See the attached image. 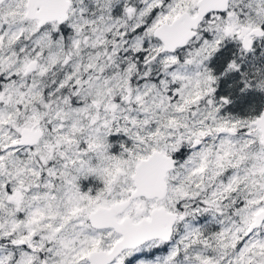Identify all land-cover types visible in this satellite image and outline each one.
Returning a JSON list of instances; mask_svg holds the SVG:
<instances>
[{
    "label": "snow or ice",
    "instance_id": "snow-or-ice-1",
    "mask_svg": "<svg viewBox=\"0 0 264 264\" xmlns=\"http://www.w3.org/2000/svg\"><path fill=\"white\" fill-rule=\"evenodd\" d=\"M0 264H264V0H0Z\"/></svg>",
    "mask_w": 264,
    "mask_h": 264
}]
</instances>
